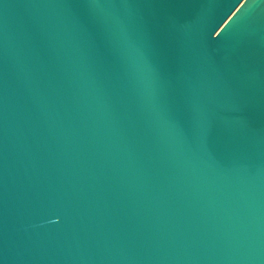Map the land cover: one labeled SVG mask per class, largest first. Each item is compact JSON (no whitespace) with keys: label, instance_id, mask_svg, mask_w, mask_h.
<instances>
[{"label":"water","instance_id":"1","mask_svg":"<svg viewBox=\"0 0 264 264\" xmlns=\"http://www.w3.org/2000/svg\"><path fill=\"white\" fill-rule=\"evenodd\" d=\"M0 264H264V0H0Z\"/></svg>","mask_w":264,"mask_h":264},{"label":"snow or ice","instance_id":"2","mask_svg":"<svg viewBox=\"0 0 264 264\" xmlns=\"http://www.w3.org/2000/svg\"><path fill=\"white\" fill-rule=\"evenodd\" d=\"M232 19V17H229V21ZM229 21H225V25L229 23Z\"/></svg>","mask_w":264,"mask_h":264}]
</instances>
